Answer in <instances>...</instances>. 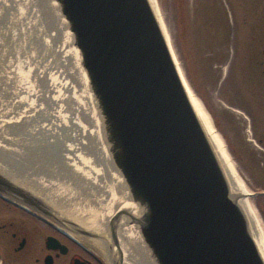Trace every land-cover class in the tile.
Segmentation results:
<instances>
[{
  "label": "water",
  "instance_id": "water-1",
  "mask_svg": "<svg viewBox=\"0 0 264 264\" xmlns=\"http://www.w3.org/2000/svg\"><path fill=\"white\" fill-rule=\"evenodd\" d=\"M53 1L80 55L120 182L115 194L132 204L101 216L103 235L64 208L55 213L59 225L100 237L117 255L112 264L120 263L121 244L147 264H264L242 196L231 191L150 0ZM0 194L49 217L43 199L2 171ZM130 226L142 249L125 233Z\"/></svg>",
  "mask_w": 264,
  "mask_h": 264
},
{
  "label": "bare ground",
  "instance_id": "bare-ground-1",
  "mask_svg": "<svg viewBox=\"0 0 264 264\" xmlns=\"http://www.w3.org/2000/svg\"><path fill=\"white\" fill-rule=\"evenodd\" d=\"M26 1L25 5V0H13L20 7L18 13L23 17L25 28L37 42L43 44L44 47L38 44L34 49L44 59H35L38 53L32 50L28 56L34 55L33 60H30L31 57L5 60L9 48L6 45L2 49L0 47V57L4 60L0 66V171L10 174L13 180L23 183L29 191L43 199L49 206L46 210L48 215L60 214L59 210L66 209L64 211L71 218H76L78 224L87 228V231L95 236L98 235L97 231L103 235L105 232L100 227L104 226V220L101 216H109L115 206L132 207V204L124 200V194L118 197L115 194V185L120 182L107 160L100 121L91 105V93L80 55L72 44L71 35L56 3L53 0ZM150 2L157 11L155 0ZM3 3L0 1V12L6 6ZM4 18H10L11 24H18V18L14 15ZM41 26L44 29L47 26L46 37L40 34ZM182 80L191 104L223 165L232 193L242 196L241 205L264 260V228L247 199L252 193L246 191L202 103L193 95L183 76ZM53 141L55 145L57 142L62 145L66 153L61 152V161L66 160L64 163L58 161ZM44 153H50L46 156V163L40 157ZM35 157L37 159H33ZM38 161L43 163L36 166ZM9 163L16 166L17 172L11 169ZM60 170H64L63 173ZM122 218L118 220L121 228L125 225ZM70 233L100 248L106 245L100 237H91L93 234L80 235L74 230ZM125 233L134 235L136 244L133 246L142 249L134 228L128 227ZM121 245L123 251L119 264H147L131 250L132 245Z\"/></svg>",
  "mask_w": 264,
  "mask_h": 264
},
{
  "label": "rangeland",
  "instance_id": "rangeland-1",
  "mask_svg": "<svg viewBox=\"0 0 264 264\" xmlns=\"http://www.w3.org/2000/svg\"><path fill=\"white\" fill-rule=\"evenodd\" d=\"M0 1L6 5L0 12V47L9 48L5 60H33L28 53L43 44L25 28L16 2ZM155 4L179 72L208 113L246 191L252 193L248 202L264 228V0H155ZM7 15L18 18V24H11V17L6 20ZM12 48L18 51L12 53ZM35 59L44 58L38 53ZM2 61L0 57V66ZM53 144L61 161V152L66 153L59 142ZM49 155L40 156L44 163Z\"/></svg>",
  "mask_w": 264,
  "mask_h": 264
},
{
  "label": "flooded vegetation",
  "instance_id": "flooded-vegetation-1",
  "mask_svg": "<svg viewBox=\"0 0 264 264\" xmlns=\"http://www.w3.org/2000/svg\"><path fill=\"white\" fill-rule=\"evenodd\" d=\"M54 216L0 194V264H112L117 255L74 236Z\"/></svg>",
  "mask_w": 264,
  "mask_h": 264
}]
</instances>
